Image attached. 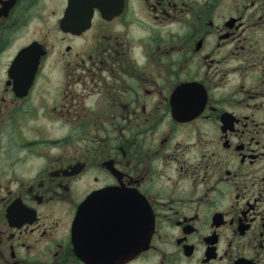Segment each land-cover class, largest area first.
I'll return each instance as SVG.
<instances>
[{
	"label": "flooded vegetation",
	"instance_id": "obj_1",
	"mask_svg": "<svg viewBox=\"0 0 264 264\" xmlns=\"http://www.w3.org/2000/svg\"><path fill=\"white\" fill-rule=\"evenodd\" d=\"M75 1L0 0V264H264V0Z\"/></svg>",
	"mask_w": 264,
	"mask_h": 264
},
{
	"label": "water",
	"instance_id": "obj_2",
	"mask_svg": "<svg viewBox=\"0 0 264 264\" xmlns=\"http://www.w3.org/2000/svg\"><path fill=\"white\" fill-rule=\"evenodd\" d=\"M107 1L108 0H84L87 5H97L99 7H103L105 3L107 4ZM75 3L78 4L77 0L75 1ZM97 204H99V201L96 195L90 196L83 203L75 221V229L78 234V237L83 236V240L85 243H98L99 245H102L103 241L96 238V236L100 235H97V228L100 226V220L106 219V216H104L103 213L108 212L109 218L111 210L108 209L107 206L106 208L102 207L104 211L101 216L100 213L102 212V210L99 209L100 206H97Z\"/></svg>",
	"mask_w": 264,
	"mask_h": 264
}]
</instances>
